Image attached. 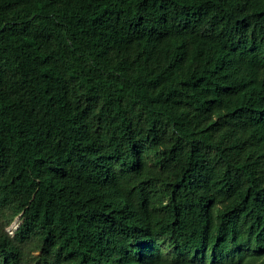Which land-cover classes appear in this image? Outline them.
Here are the masks:
<instances>
[{
    "label": "trees",
    "instance_id": "obj_1",
    "mask_svg": "<svg viewBox=\"0 0 264 264\" xmlns=\"http://www.w3.org/2000/svg\"><path fill=\"white\" fill-rule=\"evenodd\" d=\"M0 264H264V0H0Z\"/></svg>",
    "mask_w": 264,
    "mask_h": 264
},
{
    "label": "rangeland",
    "instance_id": "obj_2",
    "mask_svg": "<svg viewBox=\"0 0 264 264\" xmlns=\"http://www.w3.org/2000/svg\"><path fill=\"white\" fill-rule=\"evenodd\" d=\"M16 225H17V223H16ZM12 228H15V224L14 225L12 224ZM7 230H9L10 233L12 231V230H10V227H8Z\"/></svg>",
    "mask_w": 264,
    "mask_h": 264
},
{
    "label": "clouds",
    "instance_id": "obj_3",
    "mask_svg": "<svg viewBox=\"0 0 264 264\" xmlns=\"http://www.w3.org/2000/svg\"><path fill=\"white\" fill-rule=\"evenodd\" d=\"M15 224V228L17 227V225H16V221L13 223V225ZM11 228H12V225L10 226ZM12 229H14V228H12Z\"/></svg>",
    "mask_w": 264,
    "mask_h": 264
}]
</instances>
